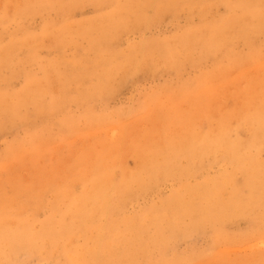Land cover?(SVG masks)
Here are the masks:
<instances>
[{"label": "rangeland", "instance_id": "1", "mask_svg": "<svg viewBox=\"0 0 264 264\" xmlns=\"http://www.w3.org/2000/svg\"><path fill=\"white\" fill-rule=\"evenodd\" d=\"M137 1L0 0V217L10 224L39 227L92 176L126 167L149 174L129 214L169 201L184 180L223 181L235 167L210 141L246 139L248 126L232 127L264 106V30L235 22L264 0ZM114 12L125 22L108 20ZM262 203L223 222L177 220L167 255L149 248L142 264H264ZM18 260L55 263L25 251Z\"/></svg>", "mask_w": 264, "mask_h": 264}, {"label": "bare ground", "instance_id": "2", "mask_svg": "<svg viewBox=\"0 0 264 264\" xmlns=\"http://www.w3.org/2000/svg\"><path fill=\"white\" fill-rule=\"evenodd\" d=\"M29 3L27 1L23 9L16 8L15 11H25ZM159 11L163 10L157 13ZM248 13L251 14L250 19L235 21L237 29L249 30L248 34L255 29L264 30V8L256 7ZM112 17L125 22V16H118V12L111 14L108 20ZM110 25L113 23L110 22ZM170 59H174L172 52ZM239 117L237 125L232 128L241 130L248 126L246 139L238 136L234 142L225 138L210 141L216 143V150L225 151L235 164L232 171L226 174L229 177L223 181L207 180L198 186L181 180L180 188L169 201L129 214L126 206L148 182L146 177L149 174L142 177V172H135L139 168L131 171L126 167L118 178L112 174L92 176L84 183L79 195H68L70 200L64 210L59 204H54L52 211L55 214H51L39 227L27 218H18L10 224L7 217L1 216L0 264H21L22 261L18 260L20 251L36 255L40 260L52 258L54 264H142V255L149 248L159 249L167 255L168 244L176 234L177 220L188 217L197 225L223 222L231 215L229 212H249L260 207L264 201V159L259 155L264 149V106L248 107ZM220 126L218 130L227 134L228 130ZM237 173L245 176L244 184L238 185L233 180L232 176L236 177ZM228 184L231 185V192L225 196ZM186 187L191 188L189 192ZM245 189H248L247 193ZM169 203L175 205L170 206ZM99 217L101 223L97 222ZM190 227L179 229L180 232H189L196 225ZM82 232H87V240L80 243L78 237ZM54 255L57 257L54 258ZM173 257H170L171 261H178ZM168 258L162 257L157 264H170Z\"/></svg>", "mask_w": 264, "mask_h": 264}]
</instances>
